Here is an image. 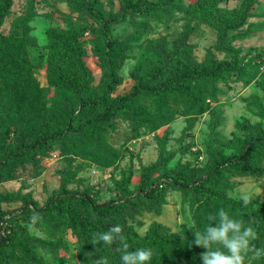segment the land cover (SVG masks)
<instances>
[{
	"label": "trees",
	"instance_id": "16d2710c",
	"mask_svg": "<svg viewBox=\"0 0 264 264\" xmlns=\"http://www.w3.org/2000/svg\"><path fill=\"white\" fill-rule=\"evenodd\" d=\"M62 1L71 14L91 22L94 52L102 76L94 86L85 61L88 51L80 39L81 29L75 25L66 29L50 27L45 34L48 87H41L36 77L40 65L31 61L29 53V45L37 43L35 37H30L32 14L19 18L9 34L2 35L1 29L11 14L14 0H0V90L8 100L9 122L14 133L11 143L0 137V177L6 180L14 179L17 171L33 163L38 154L55 147L68 159L78 156L110 167L121 153L104 142L103 137L106 128H116L118 120L130 122L136 136L142 129L157 131L174 121L181 112L179 108L191 119L206 112L209 83L216 89L218 82L227 81L231 74L240 75L249 67L264 74L261 70L264 50L239 59L234 45L239 39L236 32L254 17L257 0H243L239 9L221 7L222 0H196L185 9L186 15L190 21L196 20L217 31L214 50L209 48L205 59L197 61L195 47L190 43L189 25L171 44L164 38L151 40L132 72L135 84L131 91L117 94L122 84L120 73L130 51V37H115L114 27L130 21L135 35L141 37L148 24L137 18L170 13L183 0H119L118 12L105 10L101 0ZM216 52L226 57L219 59ZM51 90L54 93L49 98ZM258 108L264 116V106L259 104ZM236 126L245 133L244 138L226 139L216 131L211 133L207 161L201 169L195 171L178 165L153 181L152 174L164 169L167 162L160 161L166 134L160 141L161 159L143 170L138 191L133 193L130 189L133 177L130 173L117 183V197L109 202L99 203L88 191H71L67 182L43 207L31 197H22L20 192L1 193L0 264H47L39 250L51 251L57 245L32 236L25 226L14 222L15 215L3 209L2 204L18 200H22L24 212L35 215L38 222L72 231L80 245V264H95L99 257H106L109 264H121V254L116 251L118 244L92 245L95 233L107 231L114 224L123 227L130 251L153 250L149 264H203L201 253L206 249L193 244L194 232H203L208 214L220 208L245 223L254 219L253 227L259 235L255 243L257 247H264V203L252 199L244 207L240 199L227 193L231 178L264 177V128L250 123ZM167 187L180 191L185 198L189 195L196 198L194 225L182 226L180 231L171 233L164 225L154 222L141 236L129 221L140 216L145 207L160 212ZM248 258L252 264H264V257Z\"/></svg>",
	"mask_w": 264,
	"mask_h": 264
},
{
	"label": "rangeland",
	"instance_id": "374dc122",
	"mask_svg": "<svg viewBox=\"0 0 264 264\" xmlns=\"http://www.w3.org/2000/svg\"><path fill=\"white\" fill-rule=\"evenodd\" d=\"M196 0H183L182 4L167 14L157 17L137 18L138 21L148 24V29L141 37L136 36L134 26L130 21L122 22L113 29V35L124 39L130 37V51L123 69L121 70L122 84L118 89L120 95L127 94L135 84L132 72L140 59L145 45L159 38L172 43L179 37L186 25L192 29L190 43L194 45L197 61L205 59L209 48L214 50L217 41V31L213 28L190 21L185 9ZM243 0H222L220 6L239 9ZM105 10H120L119 0H101ZM254 17L248 24L236 33L239 39L234 42L238 50L239 59L247 55L264 50V0H257L253 9ZM32 14L33 21L30 37H35L37 43L29 45L30 59L35 65H40L36 77L43 88L48 87L46 57V31L50 27L69 28L75 25L83 34L81 42L88 51L85 57L86 65L93 77L96 86L102 76L99 59L95 54L94 36L90 30V21L71 14L66 3L62 0H14L11 14L6 18L1 29L2 35H8L12 24L19 18ZM32 40H30L31 42ZM170 47V46H169ZM219 59L226 56L216 52ZM43 65V66H42ZM206 101L209 108L206 112L193 117L187 116L182 108L174 121L157 131L142 129L136 136L130 122L118 120L116 128H106L103 140L121 153V157L110 167H103L92 160L72 156L68 159L62 156L58 148L38 154L33 163L20 168L16 177L6 180L0 177V194L7 192H20L22 197H31L39 206L43 207L49 199L55 198L64 182L67 188L74 192L88 191L95 196L99 203L109 202L117 197V183L123 176L133 173L130 189L133 193L138 191L143 170L159 162L161 159V140L168 134L163 150V159L167 161L164 169L152 174V180H159L165 171L174 169L178 165L190 167L197 171L204 167L207 161V144L211 133L216 131L226 139L245 137V133L237 128L238 123L257 124L264 128V116L258 105L264 106V74L257 69L249 67L242 74H231L227 81L218 82L216 89L208 84ZM53 90L49 98L53 96ZM10 112L8 100L0 90V137L11 143L14 139L13 128L9 122ZM165 203L160 212L157 209L149 210L147 207L140 216L129 221L132 228L144 236L152 223L157 222L169 229L171 233L180 231L182 226L194 225V210L197 205L196 198L189 195L187 198L180 191L170 187L164 188ZM228 196L239 199L242 193H247L252 199L264 203V177L231 178V189ZM3 209L14 216V222L25 226L32 236L56 243L50 251L41 249L47 264H80L78 239L70 229L63 226L53 228L44 222L33 223L32 214L24 212L22 200L14 203L2 204ZM52 252V253H51ZM55 253V254H53ZM245 264H252L246 257Z\"/></svg>",
	"mask_w": 264,
	"mask_h": 264
},
{
	"label": "clouds",
	"instance_id": "9594fccd",
	"mask_svg": "<svg viewBox=\"0 0 264 264\" xmlns=\"http://www.w3.org/2000/svg\"><path fill=\"white\" fill-rule=\"evenodd\" d=\"M244 207L251 202L247 193L239 197ZM37 217L33 215L34 223ZM208 224L203 232H194L193 244L206 249L201 253L203 264H245L246 257L253 259L264 257V247H257L255 241L259 239L257 230L253 227L254 219L245 223L228 214L224 208L207 216ZM215 222V226H213ZM124 229L120 224L112 225L107 231L97 232L92 238V245L118 244L121 264H149L154 253L151 248H138L130 251ZM95 264H109L106 257H99Z\"/></svg>",
	"mask_w": 264,
	"mask_h": 264
},
{
	"label": "built area",
	"instance_id": "2783aa9c",
	"mask_svg": "<svg viewBox=\"0 0 264 264\" xmlns=\"http://www.w3.org/2000/svg\"><path fill=\"white\" fill-rule=\"evenodd\" d=\"M263 61H264V55H263ZM261 70L264 71V64H263ZM161 187H162V186H161Z\"/></svg>",
	"mask_w": 264,
	"mask_h": 264
}]
</instances>
